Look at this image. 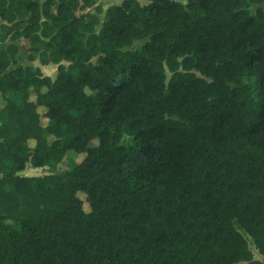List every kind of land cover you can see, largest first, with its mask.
<instances>
[{"label":"trees","instance_id":"obj_1","mask_svg":"<svg viewBox=\"0 0 264 264\" xmlns=\"http://www.w3.org/2000/svg\"><path fill=\"white\" fill-rule=\"evenodd\" d=\"M145 1L0 0V264H264V0Z\"/></svg>","mask_w":264,"mask_h":264},{"label":"rangeland","instance_id":"obj_2","mask_svg":"<svg viewBox=\"0 0 264 264\" xmlns=\"http://www.w3.org/2000/svg\"><path fill=\"white\" fill-rule=\"evenodd\" d=\"M123 1L124 0H96V4L93 5L92 7H90L89 9H87V11H89L93 14H96L98 16L100 22L103 23L106 11L112 6L122 4ZM139 1L142 5L148 4V2H146L145 0H139ZM261 6L264 7V4ZM258 7H259L258 5H252L251 11L255 12ZM82 12L83 11H79V14H81ZM99 28H100V26L97 27V31L99 30ZM0 37L2 40L1 42L4 46H9L10 44H15L18 47L16 59H15L14 64L11 66V69H14L17 67L32 66L34 68H40L41 72L44 76H49L50 78L55 79V77L57 76V73H58L59 65L52 64V63H50L48 65H43L38 56L36 57L35 60H31L30 55L33 53V51H31V49H30L31 43L29 40H27L25 38H21L19 40L13 41L9 36H6L3 33L0 34ZM146 42H147V40L135 41V42H133V44L130 47H128L124 50L134 51V50L140 49ZM62 65L67 67L68 63L63 62ZM167 75H168V78H170L171 74L169 72L167 73ZM12 97H13V95H12ZM31 99L34 101L36 99L35 95H32ZM5 104H6V102L0 97V107L5 106ZM39 112L42 116V118H41L42 124L44 126H46L49 123L48 118L45 116L46 109L43 107H40ZM54 139H55L54 136H50L48 138L49 143H52L54 141ZM126 139L128 140L129 138L126 137ZM33 144L34 143L31 142V145H33ZM97 144H98V141H94L92 143V145H97ZM84 157L85 156L83 154H77V153L71 151L56 166V168L54 170H50L47 167L34 168L28 164L27 167L25 168V170L22 171L20 174L22 176H43V175L49 174L51 172L62 173L64 171L72 169L74 164L80 163L84 159ZM79 197L81 199H83L84 201L86 200V196L83 195L82 193H79ZM84 208L87 212L90 211L89 205L86 202H85ZM249 245H250L251 250L253 251L254 258L264 261V257L256 250L255 246L252 244L250 239H249Z\"/></svg>","mask_w":264,"mask_h":264}]
</instances>
